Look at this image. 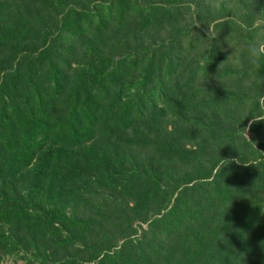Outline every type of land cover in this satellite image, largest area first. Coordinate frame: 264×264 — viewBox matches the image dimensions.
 <instances>
[{"label":"trees","instance_id":"trees-1","mask_svg":"<svg viewBox=\"0 0 264 264\" xmlns=\"http://www.w3.org/2000/svg\"><path fill=\"white\" fill-rule=\"evenodd\" d=\"M259 37L264 0H0V229L41 264H264Z\"/></svg>","mask_w":264,"mask_h":264},{"label":"rangeland","instance_id":"rangeland-1","mask_svg":"<svg viewBox=\"0 0 264 264\" xmlns=\"http://www.w3.org/2000/svg\"><path fill=\"white\" fill-rule=\"evenodd\" d=\"M208 5L210 7H213V8L218 7L217 3L214 4V1L209 2ZM259 23L260 22L257 20L255 26H258ZM199 26H201L202 31H206L202 25L199 24ZM259 39L258 40L256 39V43H258V46L256 47V49L258 50V47H259L260 51H264V38L259 37ZM233 63L236 64L237 60H234ZM209 99L210 98H207L206 101ZM203 104H204V108L208 107L205 104V102H203ZM260 106H261L262 114L259 115L253 121L249 122L244 128H241L239 130L242 132V134H244V137L246 139L249 140L251 137H256V138H258V139H256V141H257L256 143L259 145H263L262 141L264 142V123H262L263 127L261 129H259L261 126H259V128L257 127L258 128L257 129V128H254L253 126H251V124H252V122L254 123V122H258L259 120H264V96L262 98H260ZM203 111H204V113H207L208 111H210V109H208V108L206 110L203 109ZM169 117H170L169 115L165 116L164 123H165V121H168L171 123V120ZM183 117L186 118V121L189 118H191V117L185 116V115H183ZM175 119L177 120V118H175ZM145 123L147 124V121ZM165 125H166V123H165ZM166 128L168 131H170L172 129L170 124H167ZM137 129H139V130H137ZM143 129H144L143 126H141V127L137 126V128L132 127V133H129V134L132 136L137 134V132H139L138 134H142ZM186 146H187L186 148L192 147V145L190 146V144H187ZM262 157H264V149L262 151ZM225 161H226V158H223L218 167L220 168V167L224 166ZM215 171H216V169H215ZM191 184H193V183H191ZM138 224H140V223L137 222L136 225H138ZM142 229H146V225H142ZM1 232H3L5 237H7V238L9 237L10 243L8 244V247H7V249H8L7 253L6 254L0 253V264H41L42 257L40 255V251L38 249L26 248L22 245H19L17 243V239L13 235L11 236L12 233H11V230H10L8 225H4L0 229V233ZM261 234L264 236V230L263 229H262V232L260 230L259 235H261ZM250 243L251 242L249 240V241L245 242L244 245L242 244V246L245 247L246 249L243 251V253L240 257V260L239 259L234 260L235 264H248V261L252 260V259H250L251 255L249 254ZM50 257L54 258V255L52 254V256H50ZM58 257H60V255H58Z\"/></svg>","mask_w":264,"mask_h":264}]
</instances>
